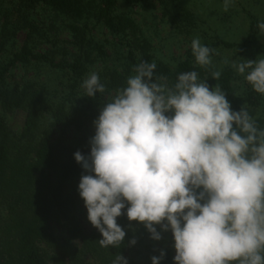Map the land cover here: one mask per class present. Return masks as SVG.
<instances>
[{
    "label": "clouds",
    "instance_id": "1",
    "mask_svg": "<svg viewBox=\"0 0 264 264\" xmlns=\"http://www.w3.org/2000/svg\"><path fill=\"white\" fill-rule=\"evenodd\" d=\"M231 3L224 0L223 10ZM257 27L264 35V22ZM191 51L197 65L212 64L215 49L199 37ZM261 57L223 63L264 95ZM156 67L144 60L134 66L135 75L93 121L89 153L73 154L100 247H121L126 231L117 219L126 216L129 228L138 222L154 241L171 232L173 264H264V128L245 104L232 110L226 92L210 88L197 71L179 73L169 86L166 77H154ZM81 87L89 98L106 91L96 72ZM164 257L161 250L151 264ZM112 264L128 260L117 253Z\"/></svg>",
    "mask_w": 264,
    "mask_h": 264
},
{
    "label": "trees",
    "instance_id": "2",
    "mask_svg": "<svg viewBox=\"0 0 264 264\" xmlns=\"http://www.w3.org/2000/svg\"><path fill=\"white\" fill-rule=\"evenodd\" d=\"M165 12L183 29L195 24L186 10ZM258 21L264 22L251 19L243 49L260 33ZM19 34L24 36L20 46ZM152 49L138 24L118 12L117 0H0V264H112L117 253L128 264H138L149 234L138 222L129 228L126 216L119 217L126 231L123 244L102 248V237L85 233L72 215L67 187L83 172L73 154L87 155L89 139L66 144L63 133L53 139L55 128L80 130L96 118L97 108L126 86L141 60L155 61L154 77H166L169 86L179 73L195 70L210 88L218 84L226 92L232 110L242 106L231 67H201L191 49L183 60L165 63ZM17 68L24 73L19 79L13 74ZM41 69L50 74L43 82L25 76L39 75ZM217 70L221 76L213 80L211 73ZM91 72L98 74L106 91L89 98L83 96L81 83ZM16 111L25 115L19 135L6 124V116ZM256 120L264 128L263 121ZM168 236L160 264H173L171 232ZM133 237L137 243L129 246Z\"/></svg>",
    "mask_w": 264,
    "mask_h": 264
},
{
    "label": "rangeland",
    "instance_id": "3",
    "mask_svg": "<svg viewBox=\"0 0 264 264\" xmlns=\"http://www.w3.org/2000/svg\"><path fill=\"white\" fill-rule=\"evenodd\" d=\"M224 0H117L118 12L131 17L140 27L152 45L154 56L165 63L175 64L183 60L186 52L191 49L192 39L199 37L202 44L215 49L212 55V64L216 68L230 65L223 63L225 59L239 62V58L255 60L264 56V35L261 33L253 37L245 49L241 45L246 43L248 28L251 19L264 20V0H232L227 11L223 10ZM181 12L186 10L195 18V24L191 28H182V24H173L169 20V14L165 10ZM65 37H63L64 39ZM24 39L23 34L17 35L18 46ZM234 44L232 48H225L222 44ZM233 69V68H232ZM234 71L233 86L242 105H246L256 119H261L264 124V95L256 93L244 80L243 76ZM13 74L20 78L24 75L17 68ZM38 82H43L50 76L41 69L39 75L33 72L26 74ZM102 106L97 108V115ZM97 118V117H96ZM89 120L78 130L70 126H57L53 132V139L58 140L60 134H64L66 144H73L79 138L90 139L95 129L93 121ZM25 123V115L16 111L6 116V124L14 135H19ZM79 181H72L67 187L70 196L71 213L82 227L85 233L98 234L87 219V210L84 201L78 193ZM159 230V229H158ZM56 234L59 231H55ZM160 241L146 237V250L137 259L138 264H144L151 260L152 256H158L168 244V232L162 233Z\"/></svg>",
    "mask_w": 264,
    "mask_h": 264
}]
</instances>
